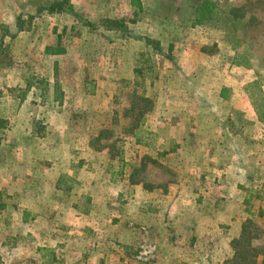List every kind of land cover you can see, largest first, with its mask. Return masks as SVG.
Here are the masks:
<instances>
[{"label": "rangeland", "instance_id": "1", "mask_svg": "<svg viewBox=\"0 0 264 264\" xmlns=\"http://www.w3.org/2000/svg\"><path fill=\"white\" fill-rule=\"evenodd\" d=\"M62 1L0 0V119L4 120L0 149L57 147L62 137H46L48 127L56 122L73 135L68 139L73 149L91 145L119 155V149L134 148L132 134L141 142L138 149H157L164 136L153 132L151 126L160 125L167 117L170 123L190 124L185 139L193 149H214L216 159L226 153L232 164L241 153L250 165L245 170L250 188L264 181V169L250 162L264 153V123L256 112V108L264 111V0H212L218 15L194 28L191 20L204 0H69L63 13L45 10ZM95 1L97 8L92 4L88 14L74 8ZM107 20L122 21L121 27L107 28ZM58 45L72 51L76 63L81 56L92 68L99 67L97 75L103 77L100 98L104 101L97 112L93 103L84 100L80 106L71 104L72 113L66 118L46 123L45 118L34 115L48 108L42 105L46 97L41 93L48 91L56 76L46 49ZM127 60L136 72L131 71L133 66L129 73L116 68ZM86 74L91 80L97 76L92 71ZM70 77L66 73L63 78L72 86ZM160 98L189 102L171 104L168 115L158 118ZM178 108L183 109V116ZM250 116L255 125L248 120ZM170 133L165 149L177 146L174 136L178 131ZM167 162L170 182L176 168L173 158ZM156 171L154 165L138 168L140 177ZM18 172H0L4 176L0 179L2 264H19L21 257L32 259L38 244L32 233L17 228L15 219L4 217L30 204L24 201L29 199L30 185H22L17 177L11 180ZM250 221L253 225L247 231L254 246L263 252L258 258V264H263L264 230L260 221Z\"/></svg>", "mask_w": 264, "mask_h": 264}, {"label": "crops", "instance_id": "2", "mask_svg": "<svg viewBox=\"0 0 264 264\" xmlns=\"http://www.w3.org/2000/svg\"><path fill=\"white\" fill-rule=\"evenodd\" d=\"M92 4L97 8L96 1L74 8L88 14ZM61 47L64 54L49 55L56 78L41 93L46 97L42 105L48 108L34 115L46 123L66 118L72 113L71 104L80 106L84 100L93 103L97 112L104 101L99 67L92 68L81 56L76 63L72 51ZM127 61L116 68L129 73L133 66L131 71L136 72L132 61ZM87 71L97 76L91 80ZM66 73L73 79L72 86L64 82ZM187 102L160 98L158 118L168 115L171 104ZM177 112L183 116V109ZM247 118L253 125L255 119ZM56 123L48 127L46 137H62L57 147L8 149L9 153L0 149V172L18 169L11 180L17 177L22 185H30L29 199H24L29 206L4 215L15 219L17 228L32 233L38 242L34 257H21L19 264H225L233 256L231 243L240 238L247 220L260 221L264 230V181L253 187L255 191L250 188L251 179L245 175L250 165L241 153L232 164L226 153L216 159L214 149L189 146L185 131L191 129L190 124L170 123L165 117L160 125L151 126L164 136L157 149H138L141 142L132 134L134 148L119 149L115 155L111 149L91 145L73 149L68 141L73 135ZM172 130L178 131L177 146L165 149ZM260 156L250 162L264 169L263 151ZM169 158L176 168L170 182L166 177ZM141 165L146 169L154 165L157 171L140 177ZM143 250L150 253L145 257Z\"/></svg>", "mask_w": 264, "mask_h": 264}, {"label": "trees", "instance_id": "3", "mask_svg": "<svg viewBox=\"0 0 264 264\" xmlns=\"http://www.w3.org/2000/svg\"><path fill=\"white\" fill-rule=\"evenodd\" d=\"M69 3V0H63L56 4L50 5L47 7V10L50 14L63 13L66 10V7ZM218 15V6L212 2V0H204L202 4L196 9L195 15L191 20V26L199 27L204 26L208 22L215 19ZM122 21L116 20H107L104 22V25L107 28H118L121 27ZM86 25L89 27H95V24L86 22ZM64 49L58 45L56 48L48 47L46 49L47 55H61L64 54ZM258 119L261 123H264V111L256 108ZM4 126V120L0 119V128ZM1 142V140H0ZM253 224L250 220H247L243 226L242 234L240 238L232 241L231 246L233 250V256L225 264H258V258L263 255V252L259 251L253 244L250 239V234L247 231L249 227ZM264 264V262H263Z\"/></svg>", "mask_w": 264, "mask_h": 264}, {"label": "built area", "instance_id": "4", "mask_svg": "<svg viewBox=\"0 0 264 264\" xmlns=\"http://www.w3.org/2000/svg\"><path fill=\"white\" fill-rule=\"evenodd\" d=\"M142 253H143V255L146 257V256L150 253V251L143 250Z\"/></svg>", "mask_w": 264, "mask_h": 264}]
</instances>
